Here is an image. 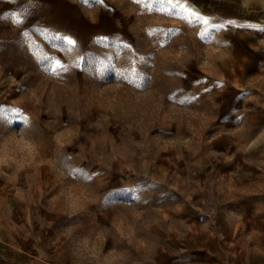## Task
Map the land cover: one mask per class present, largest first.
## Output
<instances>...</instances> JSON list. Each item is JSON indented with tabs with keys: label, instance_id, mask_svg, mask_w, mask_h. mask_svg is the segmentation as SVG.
<instances>
[{
	"label": "rangeland",
	"instance_id": "obj_1",
	"mask_svg": "<svg viewBox=\"0 0 264 264\" xmlns=\"http://www.w3.org/2000/svg\"><path fill=\"white\" fill-rule=\"evenodd\" d=\"M28 3L0 0V82L26 96L3 112L61 179L46 203L63 264H175L166 208L213 158L221 90L264 79V0Z\"/></svg>",
	"mask_w": 264,
	"mask_h": 264
},
{
	"label": "crops",
	"instance_id": "obj_2",
	"mask_svg": "<svg viewBox=\"0 0 264 264\" xmlns=\"http://www.w3.org/2000/svg\"><path fill=\"white\" fill-rule=\"evenodd\" d=\"M30 1L34 13L58 3H24ZM230 89L221 90L225 107L207 143L213 158L189 175L185 204L166 208L181 226L168 239V263L264 264V79ZM25 98L15 82H0V264H63L56 212L46 203L58 196L61 179L46 144L15 141L8 122L14 118L3 112Z\"/></svg>",
	"mask_w": 264,
	"mask_h": 264
},
{
	"label": "clouds",
	"instance_id": "obj_3",
	"mask_svg": "<svg viewBox=\"0 0 264 264\" xmlns=\"http://www.w3.org/2000/svg\"><path fill=\"white\" fill-rule=\"evenodd\" d=\"M176 53H177L178 55H177V58H176V61H175V62H176L177 64H179V63H183L185 56L188 55V54L186 53V51H185L184 49H180V50H179L178 52H176ZM114 115L116 116V118H119V113H118V112H114ZM21 134H22V136H23V135H26V134L24 133V130H21ZM80 211H82V209H76V208L72 209L71 212H70V218L76 216ZM96 259H97V261H98V264H108V262H107L106 260L102 259V258L99 256L98 253L96 254Z\"/></svg>",
	"mask_w": 264,
	"mask_h": 264
},
{
	"label": "snow or ice",
	"instance_id": "obj_4",
	"mask_svg": "<svg viewBox=\"0 0 264 264\" xmlns=\"http://www.w3.org/2000/svg\"><path fill=\"white\" fill-rule=\"evenodd\" d=\"M167 2L171 3L172 0H167ZM205 23H207V21H205ZM63 39L66 40L67 44H69V45H72L74 43L72 39H69V38H66V37H64Z\"/></svg>",
	"mask_w": 264,
	"mask_h": 264
}]
</instances>
